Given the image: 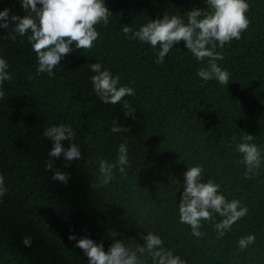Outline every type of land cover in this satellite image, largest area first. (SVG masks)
Returning a JSON list of instances; mask_svg holds the SVG:
<instances>
[{"label":"trees","instance_id":"trees-1","mask_svg":"<svg viewBox=\"0 0 264 264\" xmlns=\"http://www.w3.org/2000/svg\"><path fill=\"white\" fill-rule=\"evenodd\" d=\"M104 2L112 15L107 26L96 25L95 46L88 51L73 45L53 76L37 74L30 33L13 41L7 37L15 34L14 25L0 28V56L13 77L2 85L0 99V173L8 189L0 200V264H88L69 235L103 242L107 251L116 239L132 248L142 245L138 234L148 232L185 264H264V159L246 179L237 150L246 133L264 157V0H247L248 29L240 40L215 49L223 55L216 63L230 74L228 85L198 77L208 60L197 61L183 41L158 64L159 45L127 39L121 31L123 25L138 31L164 15L187 22L193 8L209 10L207 0ZM5 8L26 14L19 0H0V11ZM93 63L118 75L119 86L132 87L135 95L103 103L89 79ZM124 101L135 119L124 116ZM113 119L129 131L111 132ZM59 124L75 129V140L62 144L67 149L75 142L80 160L49 156L53 142L43 131ZM122 143L128 147L126 174L117 167L109 184L91 187L99 184V161L115 163ZM195 165L204 168L201 182L213 180L226 199L247 206V215L220 239L215 224L223 217L216 213L201 221L202 237L179 221L183 174ZM56 170L68 174L67 183L52 179ZM248 234L256 240L241 251L238 240ZM25 237H31L30 246L22 242ZM141 259L153 264L150 257Z\"/></svg>","mask_w":264,"mask_h":264},{"label":"clouds","instance_id":"clouds-1","mask_svg":"<svg viewBox=\"0 0 264 264\" xmlns=\"http://www.w3.org/2000/svg\"><path fill=\"white\" fill-rule=\"evenodd\" d=\"M25 11L23 17L11 14L8 8L0 11V28L8 29L10 24L14 25L12 32L7 37L15 41L16 35H27L32 50L37 56V74L47 73L54 75V69L60 65L62 59L76 49L91 51L100 33L96 25L107 26L111 11L106 7L104 0H19ZM208 11L193 8L186 13L187 22L179 15H164L162 19L150 20L142 25L138 31H133L129 25H123L121 31L127 39H138L150 44L153 48L160 46L156 63H163L164 57L174 45L184 42L187 50L197 61L208 60L207 68L197 71V76L204 81L216 79L221 85H228L230 74L222 69L216 61L223 60L222 53L216 52L217 45L223 48L231 40H240L241 33L246 31L251 23L247 17L249 4L247 0H207ZM39 5V7H38ZM131 33V35H129ZM90 71L95 73L89 79L93 90L100 100L105 104H118L125 96H134L135 90L129 86H119L120 77L101 68L99 63L88 65ZM7 61L0 56V99L5 93L2 85L5 81H11L12 75L8 72ZM124 116L135 119L134 109L128 102L123 103ZM110 131L119 133L127 132L129 128L118 126V120L113 119ZM76 131L71 125L59 124L46 127L43 136L49 138L52 148L49 156L63 158L66 161L80 160L81 151L75 142H71L67 149L62 141L75 140ZM254 136L244 134V142L237 145V150L242 154L239 163L245 165L244 177L251 179L257 174L261 166V149L252 141ZM119 155L115 163L106 160L99 161V172L101 174L98 187L109 184L113 179V169L119 168L120 173H125V167L129 165L128 147L126 143L119 145ZM65 164V167H68ZM53 168L51 161L46 162V170ZM204 168L195 165L187 168L184 172V189L180 196L178 205L179 221L190 226L192 235L202 237L200 231L201 221L213 219V213L223 219L215 224L217 239L222 238L231 226L248 213L247 206L241 204L238 199L229 201L220 192V184L208 179L202 181ZM53 180L67 183L68 174L54 171ZM5 178L0 173V200L7 194ZM115 237L116 232H110ZM143 239L141 245L136 243L135 247L126 246L120 240H114L108 250H104L103 242L97 243L87 237L77 239L75 235H69V240H76V247L80 248L88 259V264H145L142 256L150 257L153 264H185L180 256L174 255L170 249H166L163 239L148 232L147 235L138 234ZM256 240L255 235L248 234L238 240L241 251L252 245ZM25 246L31 245V237H25L22 241Z\"/></svg>","mask_w":264,"mask_h":264}]
</instances>
